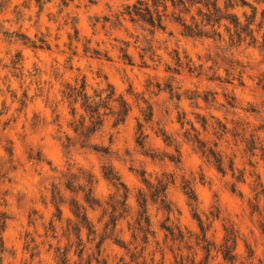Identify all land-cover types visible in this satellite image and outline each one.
Returning <instances> with one entry per match:
<instances>
[{
    "label": "rangeland",
    "instance_id": "374dc122",
    "mask_svg": "<svg viewBox=\"0 0 264 264\" xmlns=\"http://www.w3.org/2000/svg\"><path fill=\"white\" fill-rule=\"evenodd\" d=\"M136 1L0 0V264H264V2L233 0L254 41L231 42L120 16Z\"/></svg>",
    "mask_w": 264,
    "mask_h": 264
},
{
    "label": "trees",
    "instance_id": "16d2710c",
    "mask_svg": "<svg viewBox=\"0 0 264 264\" xmlns=\"http://www.w3.org/2000/svg\"><path fill=\"white\" fill-rule=\"evenodd\" d=\"M220 0H137L132 5L126 6L121 12L120 16L127 17L131 22H140L145 25L150 26L152 29H164L163 18L166 17L167 11L170 9L172 15H176L175 21L179 23L182 27V33L185 36L189 37H221L220 28L223 27L224 31L228 34L229 40L231 42H241L247 37L254 41L252 36V31L248 30V27H242L238 18L230 12L234 8L233 0H225L223 7L219 4ZM242 4H245L244 0H240ZM264 2V0H262ZM161 9V10H160ZM194 11V14H192ZM190 15V22H186L183 19V16ZM114 92L108 93L104 98L101 99L103 108H107L109 102L113 100ZM179 99V97H178ZM69 100L75 105L80 101L81 107L88 115L89 125L85 126L84 118L81 119L78 126L75 127V132L81 130V134L84 137L92 135L102 124L101 113H100V104H95L91 97L85 93L84 83L80 86L79 89L73 88L69 92ZM119 104V110L116 114L117 119L116 123H123L126 116L129 113V106L127 103L120 99L117 101ZM75 109V108H74ZM150 117H145L146 121H149ZM145 137L138 138V144L140 146L144 145ZM167 142V139H164ZM204 146V145H202ZM206 151H203V154ZM207 155H210L214 158L215 162L220 167L221 162L217 158V155L211 149L207 150ZM106 179L110 181H118L117 177L112 175H104ZM158 188L154 190L155 198H159L162 203H165V191L167 184H164L162 180L158 181ZM121 185V184H120ZM149 187H152L150 185ZM126 197V195H125ZM88 201V199H86ZM146 199H142V203H139L141 211L139 212V229L147 233L149 231L150 222L146 215ZM168 213L171 212L170 207L166 206ZM75 217L80 219V226H86L89 233H94L91 231L90 227L87 225V219L85 214H81L79 208L75 212ZM6 222V216L4 213H0V232L3 231ZM144 222L145 225H142ZM113 228H115L117 219L112 218L110 220ZM169 234L173 235V231L169 227H163ZM103 241V239H102ZM101 241V242H102ZM100 242V244H101ZM223 259L233 264L234 255L231 254V250L227 247L223 251Z\"/></svg>",
    "mask_w": 264,
    "mask_h": 264
}]
</instances>
